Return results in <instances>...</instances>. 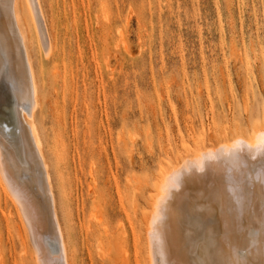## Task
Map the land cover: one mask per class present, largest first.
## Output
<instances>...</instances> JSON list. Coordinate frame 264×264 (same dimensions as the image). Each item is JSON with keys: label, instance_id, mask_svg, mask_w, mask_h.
Instances as JSON below:
<instances>
[{"label": "rangeland", "instance_id": "obj_1", "mask_svg": "<svg viewBox=\"0 0 264 264\" xmlns=\"http://www.w3.org/2000/svg\"><path fill=\"white\" fill-rule=\"evenodd\" d=\"M40 4L48 55L25 1L18 7L69 262L147 264L144 223L163 169L202 142L252 139L264 128V0ZM0 91V135L10 140L18 104L2 66ZM0 264H36L4 188Z\"/></svg>", "mask_w": 264, "mask_h": 264}, {"label": "bare ground", "instance_id": "obj_2", "mask_svg": "<svg viewBox=\"0 0 264 264\" xmlns=\"http://www.w3.org/2000/svg\"><path fill=\"white\" fill-rule=\"evenodd\" d=\"M37 38L51 51L40 0H24ZM19 0H0V66L13 80L17 118L9 139L0 135V189L19 209L16 193L39 195L37 227L22 213L37 261L70 264L52 179L33 117L38 83L28 54ZM1 94V91H0ZM3 97L0 95V103ZM2 114V112H0ZM6 146L8 152L4 153ZM145 224L147 264H264V128L252 139L224 136L202 142L163 169ZM55 244V245H54Z\"/></svg>", "mask_w": 264, "mask_h": 264}, {"label": "snow or ice", "instance_id": "obj_3", "mask_svg": "<svg viewBox=\"0 0 264 264\" xmlns=\"http://www.w3.org/2000/svg\"><path fill=\"white\" fill-rule=\"evenodd\" d=\"M7 72V68H5ZM16 198L18 201L19 209L31 221L34 226H39L45 216V208L43 203L39 201V195L36 194L35 199L33 196L17 192ZM37 264H46L45 261H37Z\"/></svg>", "mask_w": 264, "mask_h": 264}]
</instances>
